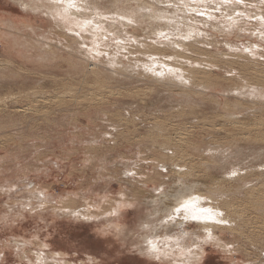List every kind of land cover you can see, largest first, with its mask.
I'll use <instances>...</instances> for the list:
<instances>
[{
    "label": "rangeland",
    "instance_id": "obj_1",
    "mask_svg": "<svg viewBox=\"0 0 264 264\" xmlns=\"http://www.w3.org/2000/svg\"><path fill=\"white\" fill-rule=\"evenodd\" d=\"M98 1L108 9L113 0ZM23 10L0 0L1 28L9 15L35 29L12 31L15 51L0 37V264H182V256H145L136 239L150 210L142 202L179 182L208 187L230 221V207L244 219L235 221L242 236L231 231L233 222L214 230L223 248L204 243L199 264H264V204L255 211L264 201V100L229 93L241 85L230 79L236 72L264 88V57L244 71L239 58L219 61V53L228 52L225 43L235 53L259 43L264 53L249 12L233 13L239 23L229 35L227 27L204 29L205 43L214 45L192 55L204 69L196 83L180 86L139 73L135 54L129 61L125 55L124 69L105 64L106 55L93 60L46 15ZM146 31L127 28L140 39ZM237 170L238 177L232 175ZM66 207L91 215L77 218ZM176 224L172 236L198 231ZM157 235L161 246L165 233Z\"/></svg>",
    "mask_w": 264,
    "mask_h": 264
},
{
    "label": "bare ground",
    "instance_id": "obj_2",
    "mask_svg": "<svg viewBox=\"0 0 264 264\" xmlns=\"http://www.w3.org/2000/svg\"><path fill=\"white\" fill-rule=\"evenodd\" d=\"M12 1H15L18 5H20V7H22L25 12L26 10H30V12L35 11L42 15H46L49 18V21L54 24L56 29H60L66 35L72 37L75 40L73 42L77 43V45H80V47L83 48V52L90 55V57L92 56L93 60L99 61V58L104 59V56L106 55L104 63L106 64L107 62L108 66L114 69V67L123 64L122 60L125 58V55L127 56L126 60L129 61L128 55L133 54L132 56H134L135 54L133 57V64L140 65L136 67L139 73L142 72V74L145 76H150L154 78V80L173 81L178 83L180 86L196 83L199 79L200 71L204 69L199 61L192 58L194 53H197V57L203 56V54L200 52H205V50L209 49L205 48L204 46L209 47L214 45L209 41L205 43V40L208 39L205 38L203 33L206 34V30L222 31L224 30V27H227L228 35L231 34V29L233 30L234 26L239 23L237 21L238 17L236 18L233 15L235 11L238 12L243 8L249 12L247 15L250 16L249 18L253 19L252 23H250V26L253 27L252 31L250 30L254 34L253 37L256 36L257 41L259 40L260 42H264V0H238L237 2L235 0H224L216 3L214 8L209 7L213 0H113L110 1L111 5L109 7L112 8V10L105 8L102 3H99L100 1L98 0H74L72 6H69V0ZM164 3L167 5H163ZM170 4H172V10L169 11L167 9ZM246 6L249 7L246 8ZM209 9H212L213 11H208ZM223 15L225 17L224 21L226 20L225 23L217 19L220 16L223 17ZM229 17L230 19H227ZM249 18L247 17V19ZM236 21L238 23H236ZM222 23H224L223 26ZM1 25L5 28L0 27V37L4 38V43H6V45L14 51V45L16 43H11L9 40V37L13 35L12 31H18L21 34L22 32H27V30H29L30 33L32 32L35 34V29L32 25L27 24V22L23 21V19L20 20L19 25H16L14 20L9 15L5 18V21H3ZM127 28H131L133 31L143 29L145 30L146 28L147 31L144 37L140 39L138 35L134 36L135 34H129L127 32ZM48 33L50 34V32ZM40 36L41 39H46V35ZM113 41L116 42L113 43ZM42 46V49H44V45ZM224 46L227 47L226 49L228 52L226 51V53H224L225 51L223 50L224 52L222 51V53L219 51V61L225 64L229 63L230 65L233 63L230 60L233 61L234 59L239 58L242 61V71H244L245 68L247 69V66H249L250 63L258 64L261 60L260 58L264 57V55H262L264 53H260L257 50L259 47H262L259 43L249 45L243 51L239 49L237 53H235L234 47L231 44L226 45L225 43ZM16 50L17 54L23 53L21 52L22 49L20 48ZM40 53L42 54L43 52ZM110 55L111 57L112 55H116L117 57L113 56L115 58H110ZM46 56H48V54H46ZM138 57H140V59L145 57V60H140ZM45 58L46 57H44V60ZM40 59L42 60L43 57ZM130 67L132 66H129V68ZM120 68H123V66ZM212 68L215 69L216 67L212 65L208 70H211ZM120 71L125 70L120 69ZM233 71L234 70L231 66L228 67V72L231 73ZM245 78V74L241 75L238 72L230 76V79H235L241 83L239 88H234L229 92L231 97L235 96L234 98L243 100H264V88L258 85L248 84ZM239 171H233L232 175H237L238 177ZM203 185L207 187V185ZM200 186L201 185H198V183L187 184L179 182L176 188H174L172 191H161V193L158 195V198H155L151 201L144 200V202H142L146 208H150V210H148L149 212L141 220L139 226L140 233L138 232V235L136 236L138 248L142 254L147 257L158 258L159 256L165 257L170 255L179 257L182 256V264H199L201 256L204 252V243H213L215 246L217 245L218 247L219 245L223 248L224 244L221 243V238L214 233V230H223L226 227L229 229L231 228L229 227V224L233 222L235 227L232 228L231 231L239 236H242L241 233H239L240 228L237 227L238 225L235 223V221L238 219L239 222V220L243 221L244 219L242 220L241 216L237 214V211H235L233 207H230V214H235V219L230 221V218L227 216V213L224 212V209L218 205H215V201L218 200L216 193L209 191L210 189H208V187L206 190L200 188ZM257 203L259 207L255 211L262 212V204H264V201ZM181 204H187L188 209L177 215L174 212V209ZM115 207L117 206L115 205ZM65 209L70 215H74L76 213L78 216L77 218L87 219L91 215L87 209H83L81 212L76 209L71 210L67 207ZM206 209L210 210V212L204 211ZM112 210H115V208H112ZM161 213L162 218H159V220L157 217L160 216L159 214ZM170 215L172 216V219L168 220ZM193 216H197L199 219H192ZM216 221L222 222L217 223ZM176 222L178 223V225L176 224L177 227L181 225L186 227V225L194 224L198 226V233L192 232L186 233L182 236L177 234L172 236L170 231ZM157 226H159V229H157ZM159 230H163L165 233L164 236L166 238H164L163 243L161 242V246H159L157 241V238L162 236L157 235ZM193 239L195 240V245L193 242L191 244L194 246L188 245L186 243V240L192 241ZM148 241H152V244L155 246L157 251H152V247L148 244ZM163 245H166V247L164 248ZM175 246H177V251L176 249L174 250Z\"/></svg>",
    "mask_w": 264,
    "mask_h": 264
},
{
    "label": "snow or ice",
    "instance_id": "obj_3",
    "mask_svg": "<svg viewBox=\"0 0 264 264\" xmlns=\"http://www.w3.org/2000/svg\"><path fill=\"white\" fill-rule=\"evenodd\" d=\"M74 3V0H69V6H72V4ZM188 209V205L187 204H181L180 206L176 207L174 209V212L179 215L181 214L182 212L186 211ZM206 212H210V210H204ZM172 219V216L170 215L168 217V220H171ZM192 219H199V217L197 216H193ZM217 223H220L222 221H216ZM148 244L152 247V251H157V249L155 248V246L152 244V241H148Z\"/></svg>",
    "mask_w": 264,
    "mask_h": 264
}]
</instances>
